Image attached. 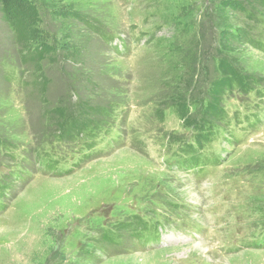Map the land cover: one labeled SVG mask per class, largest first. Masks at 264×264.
<instances>
[{
	"label": "rangeland",
	"instance_id": "obj_1",
	"mask_svg": "<svg viewBox=\"0 0 264 264\" xmlns=\"http://www.w3.org/2000/svg\"><path fill=\"white\" fill-rule=\"evenodd\" d=\"M29 1V48H48L38 62L21 60L0 10V264H264V239L252 237L264 226V118L233 124L242 134L201 179L171 155L206 125L264 116V52L239 44L264 41V0ZM219 57L247 86L227 90V118L211 120ZM107 123L123 145L98 141L102 153L83 157L84 130L103 137ZM43 151L66 172L43 169Z\"/></svg>",
	"mask_w": 264,
	"mask_h": 264
},
{
	"label": "trees",
	"instance_id": "obj_2",
	"mask_svg": "<svg viewBox=\"0 0 264 264\" xmlns=\"http://www.w3.org/2000/svg\"><path fill=\"white\" fill-rule=\"evenodd\" d=\"M0 10L2 13V20L13 29L15 33V44L21 45L22 51L24 54L20 55L21 60L23 62H38L39 56L44 55L45 52L44 49L41 48L37 52H32L30 50V43L31 41L35 40V31L33 29L34 24L37 22V13L34 9V7L30 4L29 0H0ZM233 40L237 41L238 39L236 36L232 37ZM241 42L239 44H243L246 41L250 42L252 47H257L260 51H264V44L261 42L250 40L246 38V34L242 36ZM245 40V41H244ZM231 62L228 60L219 57V65L217 66L218 72L220 73V76L217 77L214 82L212 83V86L209 90V97L211 99L210 104L207 105L205 109L204 116L214 120L218 119L219 117H222V114H224V111L221 106V98L227 93V90H231L232 88H241L247 86V81L242 79V76L235 73L236 70L232 66H230ZM217 69L215 70V72ZM188 79L190 76L188 74L185 75ZM244 78V77H243ZM44 76L40 75L37 78V83H40L39 80L44 82ZM174 83H171L173 85ZM178 88V87H177ZM180 90V88H179ZM181 91L178 95V99L181 100ZM182 106V104H180ZM78 130L82 131L80 129V126L83 124L82 121H73L71 122L72 126H76ZM83 126V125H82ZM85 126V125H84ZM70 137V136H69Z\"/></svg>",
	"mask_w": 264,
	"mask_h": 264
},
{
	"label": "bare ground",
	"instance_id": "obj_3",
	"mask_svg": "<svg viewBox=\"0 0 264 264\" xmlns=\"http://www.w3.org/2000/svg\"><path fill=\"white\" fill-rule=\"evenodd\" d=\"M106 45H108V46H112V45H114V44H116L114 41H112V40H109V42L107 43H105ZM71 137V136H70ZM245 149H247V148H245ZM249 149V148H248ZM237 151H241V150H237ZM243 151H244V149H243ZM124 152H126V151H124ZM124 160H125V164L126 165H131L133 162H134V160H133V158H132V155H130V154H128L125 158H124ZM197 247H200L201 245L200 244H197L196 245ZM160 250V249H159ZM155 251H158V250H155ZM154 252V251H153ZM157 253H154V254H152L151 256L150 255H147V256H144V257H142V256H137V258H139V257H141L142 259L143 258H147V259H149L150 257H158L157 255H156ZM136 255H138V254H135L134 256H136ZM136 258V257H135ZM143 264H146L145 262L143 263Z\"/></svg>",
	"mask_w": 264,
	"mask_h": 264
}]
</instances>
